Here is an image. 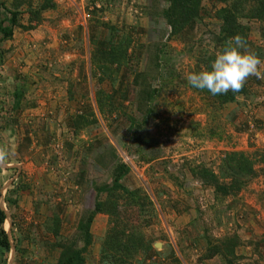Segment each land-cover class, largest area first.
I'll use <instances>...</instances> for the list:
<instances>
[{
    "label": "rangeland",
    "instance_id": "1",
    "mask_svg": "<svg viewBox=\"0 0 264 264\" xmlns=\"http://www.w3.org/2000/svg\"><path fill=\"white\" fill-rule=\"evenodd\" d=\"M3 1L10 7L12 0ZM53 1L57 9L44 12L33 30L15 29L9 41L0 35V150L6 157L0 207L11 243L14 232L22 251L17 255L13 244L8 264H56L54 222L61 224V238L75 240L81 218L95 207V188L112 182L114 156L130 169L124 185L152 203L149 214L131 223L156 251L141 252L140 264H228L204 255L208 241L216 245L235 235L241 243L234 264H264V22L241 21L251 27L247 51L262 61L261 75L248 78L247 96L223 108L216 121L186 76L199 66L205 71L200 60L216 56L221 23L215 11L223 4L206 1L210 15L175 38L163 16L165 0ZM20 12L26 28L27 8ZM123 37L132 43L118 69L101 52ZM148 83L160 92L147 125L133 133L128 119L146 116L138 109L140 88ZM135 134L152 147L136 144ZM142 151L159 158L145 162ZM232 152L248 156L258 177L240 193L217 199L191 168L220 176ZM109 221L96 216L87 264H100Z\"/></svg>",
    "mask_w": 264,
    "mask_h": 264
},
{
    "label": "trees",
    "instance_id": "2",
    "mask_svg": "<svg viewBox=\"0 0 264 264\" xmlns=\"http://www.w3.org/2000/svg\"><path fill=\"white\" fill-rule=\"evenodd\" d=\"M35 0H12L10 7L3 0H0V35L1 41H9L14 36L15 29L33 30L34 22L40 24L42 22V15L44 12L56 10L57 4L53 0H39L38 6L34 7ZM167 8L163 11L164 19L170 27V35L175 38H181L186 29L193 25L199 24L204 16H209L205 10V2L215 4H223L224 6L215 11V18L221 23L219 34L215 35L214 43L216 44L217 53L220 52L226 41L236 35L242 36L247 46L250 44L251 27L243 24L242 20H250L257 22H264V0H165ZM27 8L30 17V25L24 27L20 23L19 16L21 10ZM4 15V18H2ZM132 40L123 37L118 45L112 46L110 51L101 52L104 60L115 64L118 69L121 68L126 62L127 52L131 47ZM163 48L158 47V52H164ZM2 54V51L0 52ZM216 53V54H217ZM158 61V55L155 57ZM215 56L208 60H200V64H204L206 70H209L211 62ZM202 71L201 66L197 67V72ZM117 73V70H116ZM142 74H136L134 83L139 86L138 78ZM187 83V82H186ZM188 84V83H187ZM143 86V85H142ZM141 86V101L140 112L145 110L146 116L142 120H136L129 117L131 132L141 131L148 123V119L152 113L151 103L159 95L158 90L150 88V84ZM188 86H190L188 84ZM190 88L204 96L205 103L207 104V111H209V119L211 117L217 121L218 114L228 105L237 102L240 96H247L248 87L244 84L239 93H232L227 95L212 96L207 90H197L190 86ZM23 92L19 91L15 95L14 110H18L21 106ZM99 96L101 94L99 93ZM143 100V101H142ZM102 106L101 101L99 102ZM112 106V105H110ZM103 109V108H102ZM2 108L0 107V113ZM145 114V113H144ZM143 114V116H144ZM83 119L80 117V120ZM83 121H76L81 123ZM212 134L216 136V130ZM136 144L146 146L149 145L147 137L135 134ZM150 148L152 145H149ZM139 149L141 147H138ZM145 148V147H142ZM149 148V147H148ZM146 150H148L146 148ZM143 153V160L151 163L157 160L158 155L149 156ZM112 168V182L102 186H97L95 191L97 199L95 207L92 211H88L83 216L78 225V236L74 241L61 238V224L57 220L54 222L52 233L58 241L54 244L53 248L60 251L56 264H87V253L94 243V237L91 233V226L97 215H107L110 218V229L106 235L100 250V264H140L137 256L142 252L149 254L154 249L151 244L145 242L143 233L138 231L137 226L131 224L134 221H141L142 217L149 214L152 207L151 201L148 197L142 194L141 190L128 189L123 180L130 173L129 167L121 162L117 156ZM264 172V169H262ZM1 172V169H0ZM193 176L202 180L205 187L212 188L215 192L217 199H223L227 196L238 194L244 190L249 183L258 177V172L254 167L253 161L244 153L232 152L226 155L224 165L221 169V175H215L213 171L204 167L195 166L191 168ZM107 196V199H102V196ZM1 199V194H0ZM16 204V202H14ZM11 205V204H10ZM7 221V214L0 207V264H8V255L12 252L14 244L16 254L19 255L21 251V239L12 232V241L5 230V223ZM79 242L83 244L79 247ZM241 243L240 239L235 235L229 237L219 244H212L208 241L207 253L204 255L207 259L215 257H223L227 260L228 264H234L236 261L235 251ZM154 252H156L154 250Z\"/></svg>",
    "mask_w": 264,
    "mask_h": 264
},
{
    "label": "clouds",
    "instance_id": "3",
    "mask_svg": "<svg viewBox=\"0 0 264 264\" xmlns=\"http://www.w3.org/2000/svg\"><path fill=\"white\" fill-rule=\"evenodd\" d=\"M262 61L247 51L245 39L236 35L226 41L223 49L211 62L209 70L188 73L187 83L194 89L207 90L212 96L239 93L251 76L260 77ZM5 153L0 150V161Z\"/></svg>",
    "mask_w": 264,
    "mask_h": 264
}]
</instances>
